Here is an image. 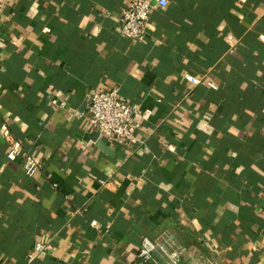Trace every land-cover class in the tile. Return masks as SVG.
<instances>
[{
    "label": "crops",
    "instance_id": "crops-1",
    "mask_svg": "<svg viewBox=\"0 0 264 264\" xmlns=\"http://www.w3.org/2000/svg\"><path fill=\"white\" fill-rule=\"evenodd\" d=\"M129 3L10 0L0 14V129L40 161L28 175L0 134V264H134L164 232L264 264V0H170L144 41L120 33ZM115 86L145 144L102 137L111 155L77 112ZM38 242L51 246L29 261Z\"/></svg>",
    "mask_w": 264,
    "mask_h": 264
},
{
    "label": "built area",
    "instance_id": "built-area-1",
    "mask_svg": "<svg viewBox=\"0 0 264 264\" xmlns=\"http://www.w3.org/2000/svg\"><path fill=\"white\" fill-rule=\"evenodd\" d=\"M10 0H0V14ZM170 0H130L123 9L120 18V33L122 36L138 41H144L149 35V25L154 11L167 8ZM187 81L200 84L203 78L186 74ZM210 88L218 89L215 81H204ZM65 108L67 102H60ZM86 111L77 114L85 118L93 132L97 131L111 145L123 147L142 146L144 140L139 135L143 125V113L120 94V88L91 91L87 94ZM0 134L9 142L8 158L16 161L23 154V169L28 175H34L40 168V161L28 152L16 140L8 129L2 127ZM96 224V221H93ZM50 244L38 242L29 255V261L34 259ZM209 254L201 246H188L179 241L173 232H164L156 238L143 236L134 264H222L214 247H209Z\"/></svg>",
    "mask_w": 264,
    "mask_h": 264
},
{
    "label": "water",
    "instance_id": "water-1",
    "mask_svg": "<svg viewBox=\"0 0 264 264\" xmlns=\"http://www.w3.org/2000/svg\"><path fill=\"white\" fill-rule=\"evenodd\" d=\"M86 139H89V140H93L94 142L97 143V145L105 152L109 153V154H113V150L112 148L104 141V139L100 136V134L95 131V132H92V133H88L86 135Z\"/></svg>",
    "mask_w": 264,
    "mask_h": 264
}]
</instances>
